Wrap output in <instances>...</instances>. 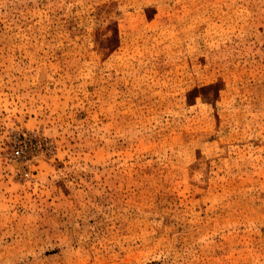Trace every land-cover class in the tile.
<instances>
[{"label":"rangeland","instance_id":"rangeland-1","mask_svg":"<svg viewBox=\"0 0 264 264\" xmlns=\"http://www.w3.org/2000/svg\"><path fill=\"white\" fill-rule=\"evenodd\" d=\"M0 264H264V0H0Z\"/></svg>","mask_w":264,"mask_h":264}]
</instances>
